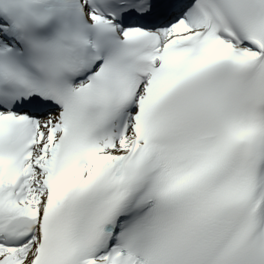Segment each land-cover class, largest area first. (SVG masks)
Listing matches in <instances>:
<instances>
[{"label": "snow or ice", "instance_id": "6c2138e0", "mask_svg": "<svg viewBox=\"0 0 264 264\" xmlns=\"http://www.w3.org/2000/svg\"><path fill=\"white\" fill-rule=\"evenodd\" d=\"M0 264H264V0H0Z\"/></svg>", "mask_w": 264, "mask_h": 264}]
</instances>
